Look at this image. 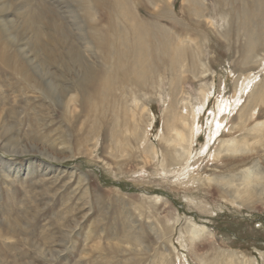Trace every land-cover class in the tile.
Instances as JSON below:
<instances>
[{"label":"rangeland","instance_id":"1","mask_svg":"<svg viewBox=\"0 0 264 264\" xmlns=\"http://www.w3.org/2000/svg\"><path fill=\"white\" fill-rule=\"evenodd\" d=\"M120 1L20 0L42 40L0 11V264H264V0Z\"/></svg>","mask_w":264,"mask_h":264},{"label":"bare ground","instance_id":"2","mask_svg":"<svg viewBox=\"0 0 264 264\" xmlns=\"http://www.w3.org/2000/svg\"><path fill=\"white\" fill-rule=\"evenodd\" d=\"M22 1V0H21ZM65 1V0H64ZM119 1V0H118ZM123 1V0H122ZM122 1H120V2H122ZM130 1V0H129ZM188 1V0H187ZM12 3H14L15 5H16V7H17V11L19 12L18 14H20L19 15V17H18V19L17 20H23V22H24V24H25V29H27V30H29L31 27H34L33 29H34V31H35V33H34V35L39 39V40H42V36L43 35H45V36H47V37H49V35H50V31L49 32H47L46 31V29H45V27L42 25V23L41 24H37V22H39L41 19V17L42 16H44L46 13L43 11V7H41V6H37V5H33V4H30V3H21L20 2V0H0V11L1 10H3L4 11V9H5V6L6 5H10V4H12ZM44 4V3H43ZM128 3H127V1H125V7H127V6H129V5H127ZM193 4V3H192ZM263 4V3H262ZM68 6V5H67ZM46 7V6H45ZM8 8V7H7ZM129 8V7H128ZM196 8V7H195ZM58 9H59V7H58ZM68 15L70 16V17H68V16H66V17H68V19H67V21L69 20V22H70V20L72 21V23L73 24H75V25H77V26H79V19H78V15L76 14V11H75V9L72 7H69L68 6ZM193 9V8H192ZM124 10V9H123ZM48 12H51V10H50V8H48V10H47ZM58 11V17H59V10H57ZM198 11V10H197ZM125 12V11H124ZM3 13V12H2ZM1 14V13H0ZM56 15V14H55ZM48 16V15H47ZM15 17V16H14ZM14 17H11V16H9V15H5V16H2V15H0V24L3 26V32L5 31H9L10 29L9 28H11V27H16L18 24V22L16 23V20H15V18ZM70 18V19H69ZM39 20V21H38ZM43 20H44V18H43ZM42 20V21H43ZM21 22V21H20ZM20 22H19V24H20ZM22 22V23H23ZM41 22V21H40ZM39 22V23H40ZM136 22V21H135ZM51 23V22H50ZM55 24L54 25H58V23L57 22H54ZM144 24H141V26H140V28H138V30H134L135 31V35H133V37H134V39L136 40V42H138V43H136L137 45L139 44V46H140V50H139V52L142 50L143 51V53L146 51V50H143V47L144 46H147L148 48H152V47H154V46H156V54H158L159 52H160V48H161V46L164 44L163 43V40H164V38L162 37V35L161 34H159V33H155V31H151V30H149V28L147 27V23L146 22H143ZM45 24V23H44ZM150 24V23H149ZM22 25V24H21ZM247 25V24H246ZM24 26V25H23ZM59 26V25H58ZM57 26V27H58ZM137 26V25H136ZM154 26H155V24H154ZM157 26V25H156ZM18 27V26H17ZM158 27V26H157ZM128 29V28H127ZM14 30V29H13ZM4 32V33H5ZM10 32V31H9ZM25 32V31H24ZM52 32H56V30L54 31H52ZM51 32V33H52ZM26 33V32H25ZM28 33V32H27ZM31 34V33H30ZM3 35V34H2ZM7 35V34H6ZM5 35V37H6V39H11V37H12V34L11 33H9L8 35L9 36H6ZM32 35V34H31ZM17 36V35H16ZM28 36V35H27ZM52 36V35H51ZM50 36V37H51ZM127 36V35H126ZM173 36V35H172ZM15 38V37H14ZM26 38V37H25ZM32 38V37H31ZM53 38V37H52ZM122 38H124V37H121V39H120V41L121 42H125V41H127V39L125 40H123L122 41ZM54 39V38H53ZM177 42H176V45H177V43L179 44V46H177L176 48V51H175V53H174V55H171V53L169 54V57L172 59V62L173 63H176L177 61H180L182 58H185V56H186V51H185V44L187 43V42H189L191 39L188 37H181L180 35H178L177 33L175 34V38H174ZM26 40H28V39H26ZM197 40V39H196ZM30 41H31V39H30ZM52 41V40H51ZM41 42V41H40ZM28 43V42H27ZM31 43V42H30ZM26 44V43H25ZM121 44V43H120ZM192 43H190V45H191ZM136 45V46H137ZM20 46V45H19ZM29 47V46H28ZM124 47V46H123ZM191 47V46H190ZM186 48H187V46H186ZM189 48V47H188ZM19 50H20V52H23V53H25V55H26V51H24V47H20L19 48ZM150 50V49H149ZM37 51V50H36ZM199 51V50H198ZM197 51V52H198ZM19 52V53H20ZM139 52H137L136 53V57L138 58V57H141L142 55H141V52L139 53ZM154 52V50L152 51L151 50V54H154L153 53ZM186 54H185V53ZM200 52V51H199ZM198 52V53H199ZM134 53V52H133ZM31 54V53H30ZM190 54V53H189ZM124 55V54H123ZM193 55H195V54H193ZM26 56H28V55H26ZM37 56V55H36ZM196 56V55H195ZM191 58V57H190ZM196 58V57H195ZM198 58V57H197ZM166 60V59H165ZM192 60H193V58H192ZM198 60H199V58H198ZM28 62L30 63V64H32V67L40 74V75H42V73H44L43 71H41V70H39L38 69V67H39V65H38V63H36V64H34L33 65V63H34V61H33V58H28ZM179 65V64H178ZM145 70V69H144ZM44 74H46V76L48 75V72L46 73H44ZM140 74V73H139ZM50 75V74H49ZM52 76V75H51ZM249 77V76H248ZM46 80V83H47V85L51 88V89H56V87H55V85L53 84V81L51 80V79H49V77L47 78H45ZM53 79V78H52ZM246 83V82H245ZM245 83H243L242 84V90H246L248 87H249V84H246V86L244 85ZM56 92V91H55ZM207 99V98H206ZM242 113V112H241ZM169 116V115H168ZM175 116V115H174ZM173 116V117H174ZM182 116V114L179 116V117H181ZM192 116H194V120H193V122H191L192 123V125L190 126L191 128H190V140H188L189 141V147L188 148H186V147H184V146H181L182 148H179V149H174L175 151H177V153H178V156H181V157H185V159H186V162H188V161H190V159L193 157V148H194V143H195V141H196V137H197V134H198V132H199V126H198V124H195V122H196V114H193ZM184 117V116H183ZM243 117V116H242ZM175 118V117H174ZM241 118V117H240ZM193 119V118H192ZM175 121H176V119H174ZM191 121V120H190ZM185 123V122H184ZM223 122H222V120H218L217 122H216V125L214 126V134L217 136L216 137V139L218 138V139H221L222 137V135H223V132H224V129H225V127H223V124H222ZM187 124V123H186ZM187 126V125H186ZM176 127V126H175ZM210 128V127H209ZM185 129V128H184ZM173 130H175V128H173ZM176 133H177V136H178V138H179V140L180 141H186V134H185V132H183V130H179V128H177L176 127ZM210 131H212V126H211V128H210ZM162 134V131L160 132V138L163 136V134ZM178 141V140H177ZM221 142H222V144H221V147L223 146H225V144H226V147L225 148H223V150L222 151H220V154H221V152H229L230 150H231V148H229V147H227V145L228 144H230V142H234V140L232 139H230V140H228V142H226L225 140H223V139H221ZM7 143V142H6ZM174 143H175V141H174ZM19 143L17 142V145H18ZM9 145H11L10 143H9ZM15 145V144H14ZM13 145V146H14ZM21 145V144H20ZM13 146H11V147H13ZM9 147V146H8ZM10 147V148H11ZM17 147V146H16ZM19 147H21V146H19ZM30 147V146H29ZM175 148H176V146H174ZM173 147V148H174ZM178 147V146H177ZM24 148V147H23ZM210 148H211V146H210V144H207L202 150H200V152H201V154H202V158H204V157H207L209 154H210ZM12 149V148H11ZM32 149V148H31ZM37 149V148H36ZM14 151H12V153H14V154H18V153H21V151H19V150H21V149H13ZM25 150H27V148H24L23 149V151H25ZM30 150V149H29ZM219 150V149H218ZM218 152V151H217ZM49 155H51V154H49ZM201 158V159H202ZM0 220H3V218H0ZM70 228V227H69ZM195 230V229H194ZM197 230V229H196ZM203 232V231H202ZM198 234H201V230H200V233H198ZM54 246V245H53ZM36 248L39 250V251H41L42 253H45V254H47L46 253V249L45 248H42V247H40V246H37L36 245ZM55 251V250H54ZM56 251H58V250H56ZM52 252H50V254H51ZM60 253V252H59ZM40 254V253H39ZM49 254V255H50ZM54 254V253H53ZM53 254H51V257L52 258H54V256H53ZM50 257V258H51Z\"/></svg>","mask_w":264,"mask_h":264}]
</instances>
